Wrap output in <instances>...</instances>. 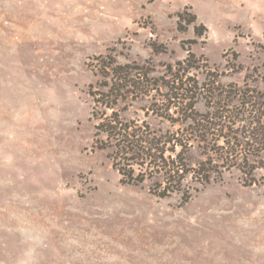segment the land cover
Segmentation results:
<instances>
[{"label": "rangeland", "instance_id": "374dc122", "mask_svg": "<svg viewBox=\"0 0 264 264\" xmlns=\"http://www.w3.org/2000/svg\"><path fill=\"white\" fill-rule=\"evenodd\" d=\"M110 60L132 92L100 116L176 131L167 75L264 93V0H0V264H264V185L235 169L184 197L121 183L90 95Z\"/></svg>", "mask_w": 264, "mask_h": 264}, {"label": "trees", "instance_id": "16d2710c", "mask_svg": "<svg viewBox=\"0 0 264 264\" xmlns=\"http://www.w3.org/2000/svg\"><path fill=\"white\" fill-rule=\"evenodd\" d=\"M196 19L190 20V24ZM203 31H206L204 25L196 28L198 35H203ZM187 60L194 63L198 59L191 55ZM115 65L113 60L102 63L104 69H113V72L108 70L113 79L109 92L93 87L90 95L95 103L93 118L99 121L95 126L97 147L112 150L109 157L122 184L140 186L148 178L159 177L156 187L151 188L154 194L162 198L173 194L184 197L186 179L191 178L198 192L201 186L222 181L226 171L235 169L241 173L245 186L264 185V93L233 85L206 88L207 85L185 80L179 70L167 75L178 78L164 84L168 88L165 97L168 102L162 107L167 110L162 118L174 126L179 124V129L162 133L154 131L145 121L141 124L129 121L125 106L122 113L127 119L115 112L109 117L105 114L103 118V113L100 116L99 105H105L106 111L114 109L120 98L125 101L132 92L125 84L127 72L124 71L129 67ZM167 71L173 73L174 66H169ZM142 77L145 79L147 75ZM107 86L109 84L100 87ZM135 90L140 91V86ZM202 99L206 103L205 112L196 109L198 100ZM173 109L177 111V118H168ZM152 111L160 115L157 110ZM104 136L106 140H102ZM193 148H198L205 159L191 164L187 154Z\"/></svg>", "mask_w": 264, "mask_h": 264}]
</instances>
